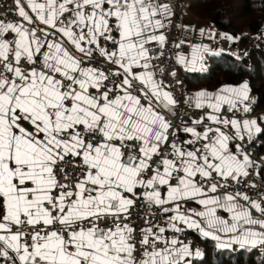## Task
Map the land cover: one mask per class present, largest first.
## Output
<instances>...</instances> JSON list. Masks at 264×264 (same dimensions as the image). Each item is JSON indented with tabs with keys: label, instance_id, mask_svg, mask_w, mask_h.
<instances>
[{
	"label": "snow or ice",
	"instance_id": "6c2138e0",
	"mask_svg": "<svg viewBox=\"0 0 264 264\" xmlns=\"http://www.w3.org/2000/svg\"><path fill=\"white\" fill-rule=\"evenodd\" d=\"M12 3L0 5V264H197L189 230L264 248L252 154L264 116L250 115L247 81L177 99L154 63L169 42L163 0ZM208 51L175 64L205 70ZM181 103L199 113L183 119Z\"/></svg>",
	"mask_w": 264,
	"mask_h": 264
},
{
	"label": "trees",
	"instance_id": "16d2710c",
	"mask_svg": "<svg viewBox=\"0 0 264 264\" xmlns=\"http://www.w3.org/2000/svg\"><path fill=\"white\" fill-rule=\"evenodd\" d=\"M185 1L193 17L214 25L219 39L226 35L237 37L233 45L245 52L240 57L225 51L209 59L206 72L184 74L188 88L214 91L222 85L236 86L247 81L256 97L253 114L259 115L264 111V0ZM195 238L205 253L197 264H264V250L218 249L210 240Z\"/></svg>",
	"mask_w": 264,
	"mask_h": 264
},
{
	"label": "crops",
	"instance_id": "0c3cea01",
	"mask_svg": "<svg viewBox=\"0 0 264 264\" xmlns=\"http://www.w3.org/2000/svg\"><path fill=\"white\" fill-rule=\"evenodd\" d=\"M163 2L166 3L172 10V15L169 17L168 26L166 28H168L172 23H176L178 28H180V30H181V37L177 43L180 45V47L177 48L178 52L183 53L186 56H190L192 48L195 46H202V47H206L209 49V51L207 53H205V55H204L203 68L205 70L188 71V70L184 69L183 67L179 66V70L183 76H184V74L190 73V72H206L209 68V59L211 57L218 56L225 51H229L230 49H235L236 54L239 52H243L242 49H238L237 46L233 45L234 42H231L225 36H223V37H221V39H219L218 33H217L214 25L201 22V21L197 20L195 17H193L192 14L189 12L188 4L186 3L185 0L182 1L183 13L181 15H178V16H175L174 8L172 6L171 0H163ZM21 3L25 4V0H21ZM25 7H26V5H25ZM166 28L163 29L162 31L164 32L166 30ZM221 40H226L228 43H230L232 45L231 48L227 49V50L224 49L223 46L221 45ZM181 41H183V43H181ZM232 86H235V85H232ZM249 88H250V97H251V104L249 105V107L251 108L252 106L256 105V97H255L254 93L252 92L250 86H249ZM199 90H206V89L201 88V89L192 90V91L190 90V92L194 93L195 91H199ZM217 90H214V91L213 90H207V91L215 92ZM197 111H199V110H197ZM261 116H264V111L261 112L259 115H257V114L251 115L252 118H257V117H261ZM181 135L184 138H187L186 134L181 133ZM262 153L264 156V151H262ZM263 176H264V172H263ZM193 207H194V205H193ZM189 231L191 233H193L191 230H189ZM193 234H194V236L195 235L197 236V234H195V233H193ZM201 239H203V238H201ZM225 239H226V237H225ZM194 244L197 248H199L200 250H203V248H201L202 246L197 242V240H196V243H194ZM228 249H241V248H239V246L237 245L233 248H228Z\"/></svg>",
	"mask_w": 264,
	"mask_h": 264
},
{
	"label": "built area",
	"instance_id": "2783aa9c",
	"mask_svg": "<svg viewBox=\"0 0 264 264\" xmlns=\"http://www.w3.org/2000/svg\"><path fill=\"white\" fill-rule=\"evenodd\" d=\"M183 0H171L172 6L174 8L175 16L181 15L183 13ZM7 5L8 8H14L15 5L12 3V0H0V5ZM4 8L0 7V11H3ZM164 34L168 36L169 42L164 46L163 49H161L164 52V56H161L159 59L154 61L156 67L158 69H162L164 71V76H161L159 71L157 72V78L163 79L166 84H170V90L173 91V94L177 97L179 100H183L185 96L190 93V89L188 88V84L186 82L185 77L181 74L179 70V65L175 64V54L179 53L178 49L175 47L177 45L180 37H181V30L178 28L176 23H172L166 30L164 31ZM221 45L224 49H230L231 44L228 43L226 40H221ZM245 52H242L240 57H243ZM171 71L177 72L178 82L177 80H174L172 76L170 75ZM254 107L252 106L250 109L252 111L250 112V115L254 113ZM178 112L182 113L183 119H188L189 117H194V111L198 113L197 110L188 109L186 105L183 103L178 105L177 108ZM182 122V121H178ZM251 147V146H250ZM252 154L257 156H263L261 147L259 144H257L256 148L252 151ZM258 154V155H257ZM262 176V175H261ZM261 176L254 177L255 180L259 181L261 179ZM255 218H259V214L256 215ZM188 239L192 240L193 243H196V238L193 233L188 231ZM201 247V246H200ZM202 248V247H201ZM260 252L264 250V248L258 247L257 248Z\"/></svg>",
	"mask_w": 264,
	"mask_h": 264
},
{
	"label": "rangeland",
	"instance_id": "374dc122",
	"mask_svg": "<svg viewBox=\"0 0 264 264\" xmlns=\"http://www.w3.org/2000/svg\"><path fill=\"white\" fill-rule=\"evenodd\" d=\"M225 37H232L233 39H229L231 42L237 43L238 42V38L237 37H233V36H225ZM238 49H242L239 45H237ZM243 50V49H242ZM229 52L233 53L236 56H240L242 52H239L236 54V50L235 49H230Z\"/></svg>",
	"mask_w": 264,
	"mask_h": 264
}]
</instances>
